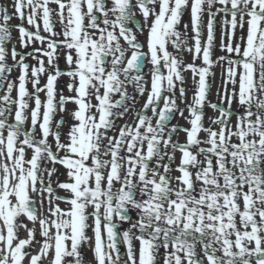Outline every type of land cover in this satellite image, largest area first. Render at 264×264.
Returning a JSON list of instances; mask_svg holds the SVG:
<instances>
[{
  "label": "snow or ice",
  "instance_id": "obj_1",
  "mask_svg": "<svg viewBox=\"0 0 264 264\" xmlns=\"http://www.w3.org/2000/svg\"><path fill=\"white\" fill-rule=\"evenodd\" d=\"M189 8L194 48L187 46L189 25L179 30ZM219 14L226 55L213 59ZM145 29L147 51L137 38ZM13 30L23 49L40 46L9 49ZM184 51L193 63L185 64ZM29 56L36 66L25 62ZM220 62L227 66L223 93L219 103L208 102L218 115L205 126L210 68ZM13 67L20 74L9 81ZM188 70L198 81L185 117L177 100L185 97ZM65 76L70 95L57 96ZM129 85L137 95L147 91V99L116 130L136 105ZM0 89V264H25L26 257L43 264L49 255L50 264H86L85 243L95 264H264V0H11L0 4ZM70 103L74 122L62 139L65 120L53 121ZM177 113L190 127L171 123ZM179 132L183 143L174 139ZM57 165L66 169L64 182L53 180ZM123 222L130 226L121 233ZM34 243L40 249L29 256Z\"/></svg>",
  "mask_w": 264,
  "mask_h": 264
},
{
  "label": "rangeland",
  "instance_id": "obj_2",
  "mask_svg": "<svg viewBox=\"0 0 264 264\" xmlns=\"http://www.w3.org/2000/svg\"><path fill=\"white\" fill-rule=\"evenodd\" d=\"M10 3H11V0H0V4H6V5L10 6ZM50 7L55 8L56 6H55V5H50ZM219 7H220L219 4L215 5V8H219ZM138 17H139V15H138ZM139 18H140L141 20H143L142 17H139ZM203 18L206 19V20L208 21V18H209V17H208L207 7H206V9H205V14H204ZM224 18H225V17L223 16V14H219V15H217V17H216V22L218 21L219 24L221 23L223 26H225V25L223 24V20H224ZM189 19H191V15H190V11L187 10V11H185V13H184V15H183V17H182V20H183V22L181 21V23H183L182 25L185 24L184 21H187V20H189ZM229 19H230V17H229ZM219 21H220V22H219ZM11 23L14 24V25L19 24V23H20V20L14 18V19L11 21ZM186 23H188V21H187ZM26 26H27V25H26ZM28 27H30V26H28ZM56 28H57V30H59L60 25L57 24V25H56ZM181 28H183V26H181ZM33 30H34V29H33ZM41 34L46 35V33H43L42 29H41ZM241 34H242L241 31L238 29V31H237V36H239V35H241ZM12 35H13V39H12V42L10 43V48H9V49H11L13 46H15V47L18 48L19 50H22V47H21V45H20V43H19V32L16 31V30H13ZM146 37H147V33L145 34V37H144L145 44H146V42H147ZM194 41H195V40H194ZM194 41H193V42H194ZM122 43H123V41H122ZM194 44H195V42H194ZM221 44H222V42H221L220 45H219V51H218V55H217V57H219V56H221V55H226V53L223 52V51L221 50V47H220ZM191 45H192V43H191V41H190V38L188 37V38H187V46H191ZM39 46H40V45H39V43L37 42L35 45L30 46V47H29L28 49H26V50L30 52V50H32V47H39ZM169 48H171V46H169ZM193 48H194V46H193ZM24 50H25V49H24ZM24 50H22V51H24ZM187 53H188L187 56L185 55L184 58H187V62H186V63H190V62H192L191 55H190L191 52H188V51H187ZM27 62H31V64H32L33 66H36V61H35L32 57H30V56H29ZM8 63H9L10 65L14 63V62L11 60V57H10V56H9V58H8ZM218 65H219V67H218V69H217V75H218V76H217V77H218V83H217V84H219L220 86H222V81H223L224 79H226V75H225L224 77H222V69H225V70H226V67H227V66H226L223 62H220V64H218ZM46 66H47V65H46ZM59 67L61 68V70H65L66 67H67V65L65 64V61H64L62 55H61V57H60V59H59ZM150 68H151V65L149 64V65H148V70H147V72H149V69H150ZM19 74H20L19 69L16 68V67H13L12 72L8 74V80H9V81L16 80V79L18 78ZM192 78H193V73L190 72V71H187V81H185V82H186V86H187L186 91H187V90H191V92H188V91H187V92H188L187 94H188V95L191 94V96L189 97V96H187L186 93H185V97H184L183 100H180V99L177 100V103H178L179 107H180L181 109L184 110V116H185V117H188V116H189V112H188V109H187L186 105H187V104H192V100H193L194 93H195V89H190L189 85L187 84V83L191 84V82H192V80H193ZM68 79H69L68 77H61V78L58 80V82H57V89H58V90H57V91H58L57 96H59V94H60L61 92H62V93H63L64 91L66 92L65 88H63V91L60 90V89L58 88V84L61 83L62 80H63V81L65 82V85H66V84L68 83ZM46 82H47V73H45L44 75L41 76L40 86H43ZM29 87L31 88V91H33L32 84H31V83H30ZM147 87L150 89V85H149V86L147 85ZM228 88L231 89V85H228ZM5 91H6V90H5ZM5 91H1V92H0V95H3ZM14 91H15V90H13V94H12L13 97H15V92H14ZM176 93L179 94V91L177 90ZM135 94H136V93H135ZM146 94H147V91L144 93L143 96H140V98H139L140 101H139V104H138L137 108H136V109L134 108L135 110H134V111H133V110L130 111L127 115L132 114V118L134 117L135 112L139 111V110H140V109H139L140 106L142 107V105L145 103V102H144V98H145ZM137 96H138V95H137ZM178 97H179V95H178ZM45 98H46V97H45V93L42 92V100H44ZM215 100H216V98L213 96V97H211V98L209 99V102L213 103ZM32 106H34V105L32 104ZM66 108H67V111H66V112H59V111H58V112H57V117L62 116V117H65V118H66L67 120H69L70 122H73L70 113L76 108V105H73V106H72V105L68 104V105L66 106ZM237 109H238V105L234 102V103H233V110H237ZM204 112H205L204 123H205V126H208V124H209V118H215V117L218 115V113H217L214 109H212L211 107H209L208 104H205ZM127 115H125L123 118H125ZM148 115H151V112H150V111L148 112ZM132 118H131V120H132ZM232 119H233V121H235L236 118L233 117ZM130 123H131V121H130ZM172 124H179V125L182 126V127H190V125L188 124L187 120H185L184 118H182V117L179 115V113H177L176 118H175V120L172 122ZM118 129H119V126L116 125V130H118ZM68 130H69V129H68ZM68 130H66L65 133H64L65 137H66V134H67ZM37 134L39 135V132H38V131H37ZM201 136H203V134H201ZM174 139H178L181 143H183V142L185 141V134H184L183 132H179V133L177 134V136L174 137ZM50 141H51V140H50ZM28 151H29V152L27 153V155H28V157L30 158V156H31V150H28ZM61 154H63V153H61ZM179 163H180V153L177 152V153H176V161H175V165H178ZM175 165H174V167H175ZM56 167L59 169V171H58L57 174L54 175L53 179H65V180H67L66 169H65L63 166H60V165H57ZM173 175H179V173H178V172H174ZM54 187H55V186H54ZM58 191H59V194H60L61 196H63V195H68V193L64 192L63 190H58ZM88 211L91 212L92 209L89 208ZM131 213H132V219H133V221H134V220L137 218L136 212H135V211H132ZM89 223H91V220L89 221ZM129 226H130V224H129L128 222H125V225H124L125 230H126ZM36 227H37V231H39V225H36ZM88 235H89V236H92V231H91V229L88 230ZM135 246H136L137 249L139 248V242H138V241L135 242ZM81 251L84 252L85 255H86V254L88 255V258H89L91 264H95L94 254H93L92 248L89 246V243H85V244L82 246ZM123 251H125V247H123ZM162 251H163V250H162Z\"/></svg>",
  "mask_w": 264,
  "mask_h": 264
},
{
  "label": "flooded vegetation",
  "instance_id": "obj_3",
  "mask_svg": "<svg viewBox=\"0 0 264 264\" xmlns=\"http://www.w3.org/2000/svg\"><path fill=\"white\" fill-rule=\"evenodd\" d=\"M203 20H204V28H203L202 33H201V44H202V46H203V44L206 42V39H207V27H206V25H207V20L204 19V18H203ZM181 21L183 22V20H181ZM187 21H188V23H186ZM187 21H184L185 24H188V25H189V27H188V29H187V38L189 37V38H190V41H191V43H192V45L189 46V47H193L195 41H194V32H193L192 25H191V19H189V20H187ZM141 22H142V20H141ZM219 22H220V21H219ZM182 24H183V23L180 24V26H179V30L183 33V32L185 31V29H184V27L181 28V26H183ZM238 29H239V28H238ZM238 29H237V31H238ZM146 33H147V29H145V31H144L143 33H137V38H138V40L141 41V43L144 44V45H145L144 37H145V34H146ZM147 35H148V33H147ZM146 39H147V37H146ZM227 39H228V38H227V36L225 35V26H223L221 23L219 24L218 21H217L216 24H215V40H214L215 51H214L213 59H215V58L217 57V55H218L219 45H220V43H221V42H222V43H226V42H227ZM193 41H194V42H193ZM11 42H12V41H11ZM11 42H9V45H10ZM9 45H8V46H9ZM146 46H147V45H146ZM8 48H9V47H8ZM147 50H148L147 47H144V51H147ZM169 50L172 51V48H169ZM187 54H188L187 51H184V53H183V57H182L183 60H184V62H185V64H188V63H186V62H187V58H184V56H185V55L187 56ZM190 55H191V59H192V62H190V63H193V53L191 52ZM194 62H195V64H196L197 66H203V64H202V59H196ZM223 63H224V62H223ZM218 64H220V63H216V64H214V65L210 68V73H212V75H210V76L208 77V82H209V84H210L211 87H210L209 94H208V96H207V98H206V103H205V104H208L209 99H210L211 97H213V96L216 98V100H215L213 103H219V98H218V95H217V94H218V92H220L221 94L223 93V88H222V86H220L219 84H217V83H218L217 69H218V67H219ZM148 65H149V64H147V65L145 66L144 73L146 74V81H147V85L149 86L150 83H151V76H150L149 72H147V70H148ZM188 71H190V70H188ZM190 72H191V71H190ZM183 76H184V84H183V87L185 88V93H186V95L190 97L191 94L188 95L187 93H188V92H191V90H187L188 92L186 91L187 86H186V82H185V81H187V71H184V72H183ZM65 77H66V76H65ZM192 79H193V78H192ZM197 81H198V77L196 78V80L193 79L192 82H191V84L187 83V84L189 85L190 89H197ZM29 85H30V83L27 85V87H28L29 91L31 92V88L29 87ZM180 86H181V85L179 84V82H177V90H178V91H179V87H180ZM58 88H59L60 90H62V91H63V88H65L66 92L64 91L63 94H64V95H70V93L67 92L66 85H65V82H64L63 80H62L61 83L58 84ZM5 90H6V89H0V92H1V91H5ZM57 90H58V89H57ZM128 91H129L130 94H132V95H136V105H135V109H136L137 106H138V104H139V101H140V99H139V98H140V95L137 96V94H135V92H134V90H133V87H132L131 85L128 86ZM14 92H15V96H16V91H14ZM57 93H58V91H57ZM12 94H13V93H12ZM176 95H177V97H178L179 94L176 93ZM40 96H41V99H42V93H40ZM112 99H113V101L119 99V95H115V96H113ZM146 99H147V97H146ZM145 101H146V100H145ZM92 102H93V103H96L95 100H93ZM192 103H193V100H192ZM33 104H34V102H33ZM70 105L73 106V105H75V104H71V103H70ZM135 109H133V111H134ZM131 118H132V114H129V115H127L125 118L117 119L116 122H117L118 126H122L126 121L130 123ZM60 119H61V118H59L57 121H59ZM63 119L65 120V124L63 125V129H62V131H63V133H65V131L69 129L70 124L73 123L74 121H73V122H70V121L67 120L65 117H63ZM55 122H56V121H55ZM54 125H55V123H54ZM54 130H55V128H54ZM37 131L39 132V128H37ZM49 139L51 140V137H50ZM62 139H66L65 135L62 136ZM53 180L55 181L56 179H53ZM59 180H60L61 182L66 181L65 179H59ZM53 186H55V183L53 184ZM63 196H66V195H63ZM60 206H61V208H67V207H68V205L64 204L63 202H61ZM20 221H21L22 223H25V224H27V223L29 222V220L27 219L26 216H22V217H20ZM124 225H125V222L120 223L119 230H120L121 233L125 230ZM29 227H32V223H31V222L29 223ZM22 229H23V228H22ZM25 231H26V230L23 229V232H20V237H21V238H27V237H25V235H24V232H25ZM37 239H38V240L41 239V237H40V235H39V231H37ZM36 245H38V244H35V243H34V244L32 245V247L29 249V255H30V256H31V255H35V254L32 253L31 251H32V248H33L34 246H36ZM123 247H124V245L121 244V245H120V248H121V251H122V252H123ZM82 257H83V260L86 262V264H91V262H90V260H89L87 254L85 255V253L82 252ZM52 258H53V257H52L51 255H49V256L43 258V259L47 260V262H46V263H43V264H50ZM25 259H26V258H25ZM67 259H68V260H71L72 258H71V257H68Z\"/></svg>",
  "mask_w": 264,
  "mask_h": 264
},
{
  "label": "bare ground",
  "instance_id": "obj_4",
  "mask_svg": "<svg viewBox=\"0 0 264 264\" xmlns=\"http://www.w3.org/2000/svg\"><path fill=\"white\" fill-rule=\"evenodd\" d=\"M0 162L2 163L3 161L0 160ZM24 235H25V237H27V235H28L27 231L24 232ZM39 249H40V244L34 246V247L32 248V251H31V252L34 253V254H36V253L39 251ZM29 256H30V255H29ZM28 258H29V257H26V259H25V264H28ZM46 262H47V260L43 259V263H46Z\"/></svg>",
  "mask_w": 264,
  "mask_h": 264
}]
</instances>
